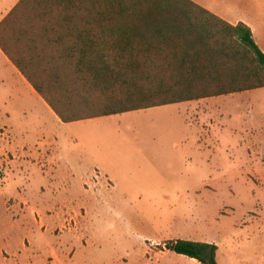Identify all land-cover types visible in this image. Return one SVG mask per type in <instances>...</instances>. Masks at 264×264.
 Returning <instances> with one entry per match:
<instances>
[{
  "label": "rangeland",
  "instance_id": "obj_1",
  "mask_svg": "<svg viewBox=\"0 0 264 264\" xmlns=\"http://www.w3.org/2000/svg\"><path fill=\"white\" fill-rule=\"evenodd\" d=\"M224 105L226 115L212 134L232 136V143L192 160L173 151L182 131L172 107L56 128L69 142L58 154L89 153L114 181L80 221L82 241L71 235L72 210L63 224L46 220L43 232L29 212L1 204L0 264H54L56 257L60 264H199L167 251L165 244L175 240L215 244L218 264H264V89L239 93ZM151 151L153 159H142ZM3 157L9 162L12 156ZM85 158V168L98 169ZM39 187L37 180L23 187L29 202L48 196Z\"/></svg>",
  "mask_w": 264,
  "mask_h": 264
},
{
  "label": "trees",
  "instance_id": "obj_2",
  "mask_svg": "<svg viewBox=\"0 0 264 264\" xmlns=\"http://www.w3.org/2000/svg\"><path fill=\"white\" fill-rule=\"evenodd\" d=\"M0 49L64 124L264 89L251 30L190 0H21ZM165 248L218 264L212 243Z\"/></svg>",
  "mask_w": 264,
  "mask_h": 264
},
{
  "label": "crops",
  "instance_id": "obj_3",
  "mask_svg": "<svg viewBox=\"0 0 264 264\" xmlns=\"http://www.w3.org/2000/svg\"><path fill=\"white\" fill-rule=\"evenodd\" d=\"M20 1L0 0V24ZM190 1L230 25L238 23L246 25L251 30L258 48L264 54V0ZM12 53L20 63H28V60L21 55L13 51ZM237 94L239 93L164 106L175 109L173 115L177 116V125L182 131L177 130V134L182 138L181 144L170 143L166 147L172 144L173 151L179 158L192 160L194 157L201 158L208 155V152L220 148L226 142L232 143V136L229 140L225 138L220 140L215 136V131L212 134V129L220 127L217 121L226 115L225 102L233 99ZM14 115L17 117L16 122H13ZM43 115L46 117L44 118ZM50 118L52 120L48 121ZM89 121L71 124L59 121L13 62L0 49V130L4 131L0 134L2 171L0 205L2 204L9 212H11L10 208L18 207L22 209L23 215L29 212L43 232L46 230V227L43 230L44 225H47L46 220H52L57 225L63 224L64 220L69 221L66 218V213H68L66 210H72L74 214L71 220L74 222V232L69 233L74 240L82 241L80 221L86 217L89 208L99 201L100 193L108 189L107 184L114 180L107 173V167L89 153L86 154L89 161L92 164L99 163L95 171L85 168L86 156L74 157V149L69 152L64 151V154L69 156L66 160V155L58 154L57 149L63 148L69 142L64 134L56 133V128L60 132L59 128L62 127L65 132L67 125ZM4 136H7V140ZM236 139L234 136L235 142ZM163 144L166 145V142ZM154 152L144 153L142 159H153ZM5 153L12 156L9 162L3 157ZM92 176L93 182L91 181ZM35 180L41 185L38 193L45 192V187L48 196L32 203L25 196V188L28 189L29 184ZM75 191L80 196L77 198L69 196ZM67 254L73 255L70 251ZM56 258L54 259L53 256L54 261L51 263L60 264L61 257Z\"/></svg>",
  "mask_w": 264,
  "mask_h": 264
}]
</instances>
